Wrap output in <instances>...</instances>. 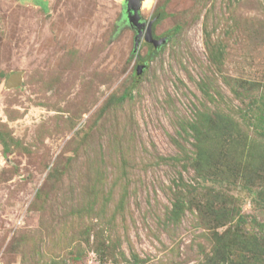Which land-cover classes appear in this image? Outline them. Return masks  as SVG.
<instances>
[{
	"label": "rangeland",
	"instance_id": "rangeland-1",
	"mask_svg": "<svg viewBox=\"0 0 264 264\" xmlns=\"http://www.w3.org/2000/svg\"><path fill=\"white\" fill-rule=\"evenodd\" d=\"M124 1L0 0V264H209L230 229L264 247V0H142L157 53Z\"/></svg>",
	"mask_w": 264,
	"mask_h": 264
},
{
	"label": "trees",
	"instance_id": "trees-1",
	"mask_svg": "<svg viewBox=\"0 0 264 264\" xmlns=\"http://www.w3.org/2000/svg\"><path fill=\"white\" fill-rule=\"evenodd\" d=\"M153 52L157 53V49L154 48ZM141 66L144 67L145 64H143V62H142ZM130 92L131 91L125 93L121 97V100L124 101L125 99L131 97ZM226 119H227V117H226ZM223 120H225V119L223 118ZM230 120H231V118H228L224 125L218 127L220 130L219 131L220 136L223 138V140H225V139L228 140V138L226 137V134H227V130L230 127V126H228V122H231ZM258 121L260 124L256 125V128H259L262 132H264V119L262 117H260V119ZM193 129H191V130H193ZM193 131L196 134V137H198L197 141H199L201 132H199L198 129H194ZM262 134L264 136V133H262ZM216 197H219L220 199H224L223 198L224 196H221L219 194L216 195ZM183 205H184V203L182 202L181 199H179L177 201V203L174 204L173 214L176 217L180 216L182 214V212L184 211ZM224 211L226 214V216H224L225 219L233 221L234 217H238L237 222L239 224H242V225L246 224L247 220L242 215H240L238 211H236V210L234 211V209L232 211H230L229 209L222 208L219 211V213L221 214ZM217 216H218V213H217ZM218 218L219 217H216V220H218ZM255 225L259 228V230H260L259 232L262 234L264 232V223L256 222ZM236 226H239V225H236ZM216 237L218 239L217 249L215 250V255L209 264H239V263L251 264V256L257 253L256 250L260 251L261 249L264 248L263 246H260L261 239H258V237L256 235H252L246 239L241 237L242 238L241 239V238H237L238 235H237L236 231L231 230V229L229 231H226L222 235L217 234ZM239 239L243 240V242H241ZM244 248L248 252L250 251L252 254L245 257L244 251H243ZM260 256H262V258H263L264 252L261 253ZM257 258L259 261V257H257ZM240 261H242V262H240ZM259 264H261V260H260Z\"/></svg>",
	"mask_w": 264,
	"mask_h": 264
},
{
	"label": "water",
	"instance_id": "water-1",
	"mask_svg": "<svg viewBox=\"0 0 264 264\" xmlns=\"http://www.w3.org/2000/svg\"><path fill=\"white\" fill-rule=\"evenodd\" d=\"M124 5L126 7V14H127V20L129 21L130 25L137 29L136 35H135V51L138 50L141 42L143 39H145L146 42L153 44V46L158 47L163 42V40H156L153 37L152 32V23L146 28L145 32L142 30V28L146 27L145 22H141V17L139 15V11L142 5V0H125ZM18 76L20 81L17 82V84L10 86V79ZM21 75L13 74L8 79L7 85L9 88L19 86L21 83Z\"/></svg>",
	"mask_w": 264,
	"mask_h": 264
},
{
	"label": "bare ground",
	"instance_id": "bare-ground-1",
	"mask_svg": "<svg viewBox=\"0 0 264 264\" xmlns=\"http://www.w3.org/2000/svg\"><path fill=\"white\" fill-rule=\"evenodd\" d=\"M18 81H20L18 76L11 78L10 79V86L17 84Z\"/></svg>",
	"mask_w": 264,
	"mask_h": 264
},
{
	"label": "flooded vegetation",
	"instance_id": "flooded-vegetation-1",
	"mask_svg": "<svg viewBox=\"0 0 264 264\" xmlns=\"http://www.w3.org/2000/svg\"><path fill=\"white\" fill-rule=\"evenodd\" d=\"M127 6H125V8H126ZM127 15V14H126ZM141 22H145V21H143L142 19H141ZM146 23V22H145ZM146 25H147V23H146ZM146 28H147V26L146 27H144V28H142V30L145 32V30H146ZM133 29H134V31L136 32L137 31V29L136 28H134L133 27ZM143 41V40H142ZM153 48H156L155 46H153Z\"/></svg>",
	"mask_w": 264,
	"mask_h": 264
}]
</instances>
